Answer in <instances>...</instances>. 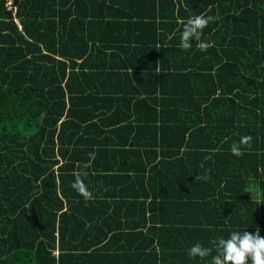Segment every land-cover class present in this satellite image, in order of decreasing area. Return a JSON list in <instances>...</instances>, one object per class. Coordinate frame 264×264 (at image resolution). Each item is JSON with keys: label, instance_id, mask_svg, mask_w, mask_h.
<instances>
[{"label": "trees", "instance_id": "1", "mask_svg": "<svg viewBox=\"0 0 264 264\" xmlns=\"http://www.w3.org/2000/svg\"><path fill=\"white\" fill-rule=\"evenodd\" d=\"M256 190L264 0H0V264H210Z\"/></svg>", "mask_w": 264, "mask_h": 264}, {"label": "clouds", "instance_id": "2", "mask_svg": "<svg viewBox=\"0 0 264 264\" xmlns=\"http://www.w3.org/2000/svg\"><path fill=\"white\" fill-rule=\"evenodd\" d=\"M215 19V17L206 14L190 17L181 33V47L185 50L190 49L192 39L200 41L197 47L201 51H206L211 47L209 43L201 40V35L209 23ZM251 141L250 135L243 136L240 139V144L251 147ZM231 151L236 156L243 155L241 148L235 145ZM94 156V153H89L90 158L94 159ZM207 159L210 157H205V160ZM72 188L86 200L92 198L93 194L82 179L81 173L76 174ZM256 195L264 202V193L256 190ZM212 243L215 246L216 255H212V248L196 243L188 250L189 257L204 259L211 256L210 264H249V261L250 264H264V237L260 235L259 229L255 233L233 231L227 238L220 237Z\"/></svg>", "mask_w": 264, "mask_h": 264}, {"label": "built area", "instance_id": "3", "mask_svg": "<svg viewBox=\"0 0 264 264\" xmlns=\"http://www.w3.org/2000/svg\"><path fill=\"white\" fill-rule=\"evenodd\" d=\"M9 5L11 4V2L8 3Z\"/></svg>", "mask_w": 264, "mask_h": 264}]
</instances>
